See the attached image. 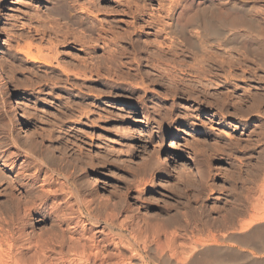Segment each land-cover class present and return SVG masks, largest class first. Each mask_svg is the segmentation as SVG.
<instances>
[{"label":"rangeland","instance_id":"rangeland-1","mask_svg":"<svg viewBox=\"0 0 264 264\" xmlns=\"http://www.w3.org/2000/svg\"><path fill=\"white\" fill-rule=\"evenodd\" d=\"M168 2L109 0L100 1L99 6L116 23L114 34H121L132 31L135 23L141 26L150 18L162 17ZM55 3L0 0V72L13 102L23 113L22 125L16 126L14 110L3 105L4 88L0 87V149L9 154L20 150L18 157L24 162L31 128L40 136L42 150L57 149L60 153L56 157L85 177V187L95 192L100 206L124 195L136 214L153 223L164 222L168 210H174L170 215L175 211L183 214L191 221L196 238L236 231L229 222L240 209V192L257 179L260 149L255 142L258 134L264 133V73L258 70L262 79H255L243 70L234 71L236 80L225 86L223 71H215L218 79H198L189 67L160 65L156 69L142 52L134 51L129 41L121 40L113 46L123 49L119 59L113 65L103 62L99 72L87 74L90 82H83L84 78L77 75L78 80L67 79L62 66L76 63L74 60L86 58V54L81 48L63 45L58 47L59 66L44 59L54 41V36L44 31H49L46 16ZM234 4L239 8L234 9ZM203 6L231 17L243 16L248 10L260 30L264 29V0H192V5L187 2L179 7L177 16L186 20ZM137 8L142 10L141 15ZM55 19L68 22L61 16ZM73 29L85 33L84 27ZM146 33L153 34L154 30L146 29ZM153 40L152 36L142 38ZM103 54L97 52L100 60ZM138 59L143 61L139 65L142 74L137 70ZM183 60L188 65L194 62L188 54ZM227 93L235 97L229 107L224 102ZM248 94L263 101L259 111L247 113L254 102L244 97ZM5 129L24 139L18 145L10 144L3 139L1 131ZM150 160L159 170L144 176L153 188L138 197L133 189L142 176L137 173ZM74 162L79 168L73 167ZM2 165L0 161V172ZM46 218L35 215L28 231L36 235L48 232L52 221ZM206 220L209 225L201 231ZM217 221L225 223V228L212 224L218 225ZM233 248L237 254L248 251L239 244Z\"/></svg>","mask_w":264,"mask_h":264},{"label":"bare ground","instance_id":"bare-ground-1","mask_svg":"<svg viewBox=\"0 0 264 264\" xmlns=\"http://www.w3.org/2000/svg\"><path fill=\"white\" fill-rule=\"evenodd\" d=\"M55 1L52 12L46 16L49 31H44L45 35L49 32L54 36V41L44 59L58 64V47L63 45L81 48L86 54V58L74 60L77 64L62 66L67 79L78 80L77 75L84 78L83 82H90L85 78L87 74L99 72L103 62L113 65L119 59L123 49L115 50L113 46L121 40L129 41L134 51L142 52L156 69L160 65L172 69L189 67L198 79H218L215 71H223L225 86L236 80L234 71L243 70L252 78L262 79L257 72L264 73V29L260 30L248 10L243 11V16L231 17L227 12L203 6L195 16L180 20L177 16L179 7L187 2L192 5V0H168V5L163 6L162 17L150 18L141 26L135 23L132 31L114 34L116 23L108 11L99 6L100 1L109 0ZM233 6L239 8L237 4ZM137 12L142 14L140 8ZM55 16L68 22H58ZM73 26L84 27L85 33H79ZM146 29H152L154 33H146ZM151 36L153 41H142ZM98 51L104 53L102 60L97 56ZM186 54L191 61L193 57V63L186 64L183 60ZM136 61L138 73L142 74L139 65L143 61ZM118 67L121 69L122 65ZM0 76V87L4 88L3 105L14 110L12 119L20 126L23 113L6 89L7 80L1 72ZM207 82L211 84V80ZM244 97L254 101L247 113L259 111L263 105L254 94ZM232 98H235L232 94H226V107L231 105ZM1 132L10 144L16 145L24 139L12 130ZM28 132L31 141L24 162L19 159L20 150L9 154L0 149V161L3 162L0 172V264H264V177L261 176L264 171V149H261L264 133L258 134L255 142L260 149L257 179L251 187L241 190L240 209L229 222L236 231L201 239L192 235L195 233L191 231L192 223L183 214L175 211L170 215L174 210H168L164 222L153 223L146 216L136 214V209L126 204L124 195H119L118 201L110 202V205L100 206L95 192L85 187V177L56 157L60 151L42 150L38 145L42 142L40 136L31 128ZM74 164L75 169L79 168L78 162ZM156 169L152 160L140 167L137 175L142 178L133 189L138 197H144L153 188L144 176L154 175L159 170ZM3 170L17 176H8ZM35 215L46 216L52 221L48 232L36 235L28 231ZM217 223L212 222L225 228V223ZM202 225L201 231L206 230L209 221ZM209 242L214 245H207ZM236 244L248 251L237 254L233 248Z\"/></svg>","mask_w":264,"mask_h":264}]
</instances>
